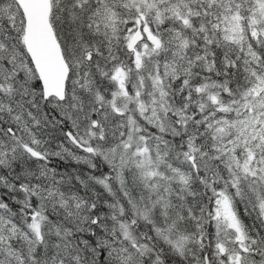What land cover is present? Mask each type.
Segmentation results:
<instances>
[{
	"label": "snow or ice",
	"instance_id": "snow-or-ice-1",
	"mask_svg": "<svg viewBox=\"0 0 264 264\" xmlns=\"http://www.w3.org/2000/svg\"><path fill=\"white\" fill-rule=\"evenodd\" d=\"M0 264H264V0H0Z\"/></svg>",
	"mask_w": 264,
	"mask_h": 264
}]
</instances>
